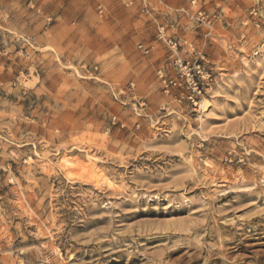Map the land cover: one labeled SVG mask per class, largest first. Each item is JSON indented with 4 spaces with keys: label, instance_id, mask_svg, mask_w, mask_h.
I'll use <instances>...</instances> for the list:
<instances>
[{
    "label": "rangeland",
    "instance_id": "374dc122",
    "mask_svg": "<svg viewBox=\"0 0 264 264\" xmlns=\"http://www.w3.org/2000/svg\"><path fill=\"white\" fill-rule=\"evenodd\" d=\"M192 1L0 0V264H264V0Z\"/></svg>",
    "mask_w": 264,
    "mask_h": 264
},
{
    "label": "built area",
    "instance_id": "2783aa9c",
    "mask_svg": "<svg viewBox=\"0 0 264 264\" xmlns=\"http://www.w3.org/2000/svg\"><path fill=\"white\" fill-rule=\"evenodd\" d=\"M195 0L192 1V4H195ZM183 11L185 13H188L189 17L194 20L195 22L206 26L207 28L211 29L213 27V21L216 18V16H212L207 14L201 7L197 8L196 11L194 13H189V10H185L183 9ZM170 44H172L173 47H175L177 45L176 42H171ZM140 48L144 49L142 45H140ZM145 52H148L147 49H144ZM180 63L179 60H176L175 64Z\"/></svg>",
    "mask_w": 264,
    "mask_h": 264
},
{
    "label": "bare ground",
    "instance_id": "6f19581e",
    "mask_svg": "<svg viewBox=\"0 0 264 264\" xmlns=\"http://www.w3.org/2000/svg\"><path fill=\"white\" fill-rule=\"evenodd\" d=\"M201 104H202V106H203L204 109H206L207 106H208V102H202ZM196 261H197V260H196ZM196 261H195V259H194L193 262H196Z\"/></svg>",
    "mask_w": 264,
    "mask_h": 264
}]
</instances>
